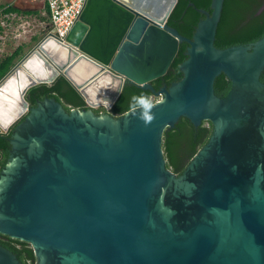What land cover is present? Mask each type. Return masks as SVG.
I'll list each match as a JSON object with an SVG mask.
<instances>
[{
	"label": "water",
	"instance_id": "1",
	"mask_svg": "<svg viewBox=\"0 0 264 264\" xmlns=\"http://www.w3.org/2000/svg\"><path fill=\"white\" fill-rule=\"evenodd\" d=\"M223 1L198 10L205 17L188 39L167 24L177 0H103L123 25L111 48L109 35L93 51L83 48L92 34L87 0L67 44L48 34L10 69L0 89L18 71L28 82L4 105L16 112L0 121V133L27 116L0 175V234L30 242L38 264H264V35L216 48ZM154 34L158 45L174 39L162 69L137 78L114 67L119 57L133 66L126 49L138 51ZM183 42L182 78L155 91L151 83ZM32 58L37 68L27 66ZM221 73L231 80L223 98L213 90ZM58 77L90 109L66 113L53 98L28 107L27 91ZM126 84L165 98L151 124L139 110L118 119L91 111L111 110ZM182 117L195 127L210 121L213 131L177 176L166 167L162 135ZM0 264L19 263L0 246Z\"/></svg>",
	"mask_w": 264,
	"mask_h": 264
},
{
	"label": "trees",
	"instance_id": "2",
	"mask_svg": "<svg viewBox=\"0 0 264 264\" xmlns=\"http://www.w3.org/2000/svg\"><path fill=\"white\" fill-rule=\"evenodd\" d=\"M212 0H177L172 10L167 24L175 29L181 36L191 39L197 24L204 19V14L198 10L211 12ZM191 4V5H190ZM0 16L11 15L19 12L12 5H0ZM44 9L47 11L46 4ZM0 19V32H1ZM264 35V0H224L221 10L220 20L217 26L214 46L218 49H225L233 46L249 45L256 42ZM187 43H180L178 51L164 76L154 80L151 85L155 91L159 87H166L178 82L183 74L180 65L187 59ZM19 53L13 54L0 60V80L15 65V57ZM260 81L264 84V70L260 75ZM231 89V80L223 73L214 79V94L220 98L225 97ZM153 96L149 90H143L133 84H126L118 99L113 104L110 112L120 116L130 109L131 97L133 95ZM44 98H53L61 103L66 110L71 108H83L84 100L74 90V88L62 77H58L52 84H41L29 89L26 100L31 107H35L38 101ZM213 126L210 121H202L198 126H194L187 118H180L172 129L165 130L162 135V151L166 160V167L170 168L177 175L182 174L186 166L209 141ZM8 134H0V156L1 166L4 165L8 157L10 148ZM0 236V245L10 249L19 260L25 262L33 259L30 249L18 246V240L9 239L5 241ZM8 239V238H7Z\"/></svg>",
	"mask_w": 264,
	"mask_h": 264
},
{
	"label": "bare ground",
	"instance_id": "3",
	"mask_svg": "<svg viewBox=\"0 0 264 264\" xmlns=\"http://www.w3.org/2000/svg\"><path fill=\"white\" fill-rule=\"evenodd\" d=\"M93 9V14H92ZM89 17L90 20H87L92 25V34L90 38L86 41L83 48L86 50H93L94 44L99 43L100 45L103 42L108 41V36L110 35V48L115 42L117 32L122 27L120 18L121 13L116 9H110L108 4H105L103 0H89V4L87 7V15H91ZM88 17V16H87ZM105 24L110 25V29H105ZM119 26V30L117 31L115 27ZM159 36L155 37L154 35H150L147 39V43L142 46L138 51L134 52L133 50L126 49V54H128L131 63L130 65L128 61L124 58L119 57L115 63L114 67L124 73H129L134 77L143 78L145 76H150L156 71L162 69L165 65L166 60L170 57L172 52V46L174 39L170 35L163 36V43L158 45L157 39ZM114 40V41H113ZM107 44V43H106ZM108 47V46H107ZM55 52V49L52 51ZM38 61L36 58H32L27 66L34 69L37 68ZM135 66V67H134ZM19 76V77H18ZM28 82L26 76H24L20 71L15 73L10 79L6 82L4 87L0 89V121L6 123L12 117L16 111L7 110L4 108L5 104L9 103L10 97L17 94ZM10 112V113H9Z\"/></svg>",
	"mask_w": 264,
	"mask_h": 264
},
{
	"label": "rangeland",
	"instance_id": "4",
	"mask_svg": "<svg viewBox=\"0 0 264 264\" xmlns=\"http://www.w3.org/2000/svg\"><path fill=\"white\" fill-rule=\"evenodd\" d=\"M44 4L45 0H0V5H12L19 10L0 16V60L17 51L13 61L16 64L45 37L48 21Z\"/></svg>",
	"mask_w": 264,
	"mask_h": 264
},
{
	"label": "built area",
	"instance_id": "5",
	"mask_svg": "<svg viewBox=\"0 0 264 264\" xmlns=\"http://www.w3.org/2000/svg\"><path fill=\"white\" fill-rule=\"evenodd\" d=\"M86 1L87 0H45L48 21V29L45 36L50 34L61 43L67 44L66 37L79 19Z\"/></svg>",
	"mask_w": 264,
	"mask_h": 264
},
{
	"label": "flooded vegetation",
	"instance_id": "6",
	"mask_svg": "<svg viewBox=\"0 0 264 264\" xmlns=\"http://www.w3.org/2000/svg\"><path fill=\"white\" fill-rule=\"evenodd\" d=\"M19 61V60H18ZM17 61V62H18ZM162 87H159V89L158 90H160ZM29 91V90H28ZM28 91H27V93H28ZM27 93H26V95H25V98H27ZM152 98H153V100L155 99V95H153L152 96ZM44 99H46V98H44ZM43 99V100H44ZM43 100H41V101H43ZM55 100V99H54ZM56 101V100H55ZM28 102V107H31L30 106V104H29V101H27ZM39 102V101H38ZM57 102V101H56ZM57 103H59V102H57ZM36 105H37V103H36ZM60 105H61V107H62V109L66 112V113H69V112H71L72 110H78V111H81V110H88V109H90L89 107H87L86 106V104H85V106L83 107V108H71L70 110H66L64 107H63V105L60 103ZM36 107V106H35ZM91 111L95 114V115H97V116H104V115H109L110 114V116H112L113 118H116V119H118V118H120L122 115H120V116H116V115H113L111 112H110V110H106L105 108H103V107H97V108H94V109H91ZM27 116V112L24 114V115H22L21 117H19L14 123H12L11 124V126L7 129V131H1V133L0 134H8V133H10V136H9V144H10V142H11V140H12V134H13V132L15 131V128L19 125V124H21L22 123V121L24 120V118ZM12 149V147H11V144H10V148H9V151H8V157L6 158V161H5V163H4V165L3 166H1V162H0V175H1V173L4 171V168L9 164L8 163V159H9V153H10V150ZM0 161H1V156H0ZM171 170V169H170ZM172 171V170H171ZM173 172V171H172ZM174 173V172H173ZM176 174V173H175ZM177 175V174H176ZM178 176V175H177ZM0 236H2V237H5V238H3L5 241H7V240H9V239H12V238H10V237H8V236H6V235H3V234H0ZM8 238V239H7ZM13 240H16V239H13ZM19 242H20V244H18V246L19 247H21L22 249L23 248H26V249H30V251H31V253H32V255H33V259H28V260H26L25 262H23L22 260H19V258H17V256L10 250V249H8L6 246H3V245H0L1 247H3L5 250H7L8 252H10L11 254H13L14 256H15V258L17 259V262L19 263V264H38L39 263V259H38V257H37V255H36V251H35V248H34V246L30 243V242H25V241H20V240H18Z\"/></svg>",
	"mask_w": 264,
	"mask_h": 264
},
{
	"label": "clouds",
	"instance_id": "7",
	"mask_svg": "<svg viewBox=\"0 0 264 264\" xmlns=\"http://www.w3.org/2000/svg\"><path fill=\"white\" fill-rule=\"evenodd\" d=\"M155 98H157V97H155ZM104 102L108 107H111L110 98L106 99ZM164 102H165V98L163 96H161L159 99H156L154 101L153 98L150 96H146L143 94L133 95L131 97V103H130L131 114L137 115V110H139V114H138L137 118L139 120H141L145 126H147V125L151 124L152 121L155 119V114L152 112V109L156 105H160Z\"/></svg>",
	"mask_w": 264,
	"mask_h": 264
}]
</instances>
